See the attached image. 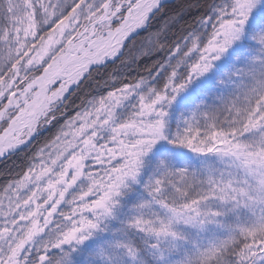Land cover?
Wrapping results in <instances>:
<instances>
[{"label":"snow or ice","instance_id":"snow-or-ice-1","mask_svg":"<svg viewBox=\"0 0 264 264\" xmlns=\"http://www.w3.org/2000/svg\"><path fill=\"white\" fill-rule=\"evenodd\" d=\"M0 264H264V0H0Z\"/></svg>","mask_w":264,"mask_h":264}]
</instances>
